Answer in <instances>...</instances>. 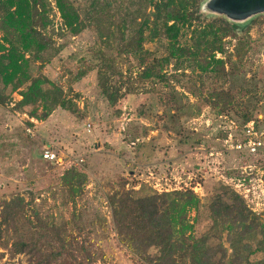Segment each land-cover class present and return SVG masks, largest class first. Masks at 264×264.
<instances>
[{
  "label": "rangeland",
  "instance_id": "obj_1",
  "mask_svg": "<svg viewBox=\"0 0 264 264\" xmlns=\"http://www.w3.org/2000/svg\"><path fill=\"white\" fill-rule=\"evenodd\" d=\"M206 1L191 9L196 20L176 22L173 39L157 20L160 0H38L37 16L31 0H0V87L8 99L0 104V205L22 197L33 224L34 211L55 223L83 218L90 232L58 264H79L86 251L92 264H147L116 231L114 210L127 193L188 190L204 205L227 186L264 223V149L224 147L228 133L244 136L232 122L254 121L264 135V14L233 24L204 13ZM62 5L78 13V33ZM32 21L51 48L30 51ZM8 65L23 74L12 79ZM42 88L61 94L48 117L46 102L56 95ZM28 91L38 99L22 110ZM47 148L59 163L43 159ZM187 223L189 234L202 232L197 209H188ZM217 230L230 253L227 231ZM13 240L3 233L0 264H29L30 255L11 254Z\"/></svg>",
  "mask_w": 264,
  "mask_h": 264
},
{
  "label": "trees",
  "instance_id": "obj_2",
  "mask_svg": "<svg viewBox=\"0 0 264 264\" xmlns=\"http://www.w3.org/2000/svg\"><path fill=\"white\" fill-rule=\"evenodd\" d=\"M31 1L33 12L37 16L38 0ZM199 1L160 0L156 4L159 14L157 20L162 23L169 37L174 39L177 35L176 22L197 19L191 9L196 7ZM68 7L62 5V12L69 27L78 33L79 15L72 6ZM172 21H175V25L169 27L168 23ZM35 22L37 23L36 20ZM34 23L32 21L28 33L33 45L30 51L34 53L51 48L53 45L50 38L37 30ZM200 34L206 38L212 32L203 30ZM219 50L223 52L224 48L220 45L217 48V51ZM175 52L188 53L189 50L173 47L172 53ZM155 63L156 60H153L151 65L154 66ZM219 63L223 64L222 60H219ZM2 68L4 73H8L10 68L14 69L10 74L12 79L17 73L23 74L21 67L13 68L12 65H8ZM6 79L8 82H5V86L12 85L8 78ZM42 91L45 95L49 93L56 95L53 102H46L45 117H48L59 105L61 94L53 88L49 90L42 88ZM5 93V89L0 87V104H5L8 100ZM23 95L25 99L20 104L22 110L38 99L37 92L36 95H30L28 91ZM41 95L45 99V96ZM68 176V172L63 176L67 183ZM70 190L74 195V185H70ZM125 197L120 202L119 209L114 210L116 231L121 243L147 264H264V223L249 208L245 198L230 187L226 186L220 194L210 198L204 205L200 204L194 192L188 190L156 193L144 197H133L127 193ZM26 207L27 204L22 197L0 205L1 227H4V231L0 229V241L3 233L9 235L10 231L13 232L11 254L30 255L29 264H58L60 260L63 262L62 257L70 255L74 249L76 251L79 244L78 236L84 234L85 229L88 230L82 217L72 216L70 222L55 223L50 222L48 215L34 211L37 223L33 224L27 216ZM189 208L197 209L198 221L203 229L200 234L188 233L191 228L187 223ZM202 208H206L204 215H201ZM219 224L227 231L230 253L222 241L224 232L217 230ZM77 230L76 236L74 232ZM9 242L10 239L2 245L8 247ZM94 261L95 256L86 251L79 264H92Z\"/></svg>",
  "mask_w": 264,
  "mask_h": 264
},
{
  "label": "water",
  "instance_id": "obj_3",
  "mask_svg": "<svg viewBox=\"0 0 264 264\" xmlns=\"http://www.w3.org/2000/svg\"><path fill=\"white\" fill-rule=\"evenodd\" d=\"M203 12L242 25L264 14V0H207Z\"/></svg>",
  "mask_w": 264,
  "mask_h": 264
},
{
  "label": "built area",
  "instance_id": "obj_4",
  "mask_svg": "<svg viewBox=\"0 0 264 264\" xmlns=\"http://www.w3.org/2000/svg\"><path fill=\"white\" fill-rule=\"evenodd\" d=\"M234 129H242L244 136L235 138L232 132L228 133V137L224 141V147L230 152H244L248 154H256L264 149V135L260 134L255 126V122L251 121L242 128L236 123L232 122ZM31 133V131H29ZM43 158L49 162L59 163V157L47 148L43 154Z\"/></svg>",
  "mask_w": 264,
  "mask_h": 264
}]
</instances>
